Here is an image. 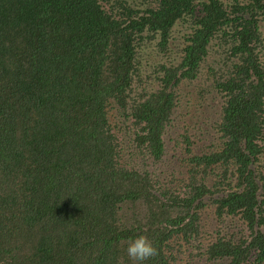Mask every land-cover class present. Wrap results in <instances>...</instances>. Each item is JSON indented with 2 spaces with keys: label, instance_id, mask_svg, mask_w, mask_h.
I'll list each match as a JSON object with an SVG mask.
<instances>
[{
  "label": "trees",
  "instance_id": "trees-1",
  "mask_svg": "<svg viewBox=\"0 0 264 264\" xmlns=\"http://www.w3.org/2000/svg\"><path fill=\"white\" fill-rule=\"evenodd\" d=\"M263 24L264 0H0V264H133L137 235L145 264H264Z\"/></svg>",
  "mask_w": 264,
  "mask_h": 264
},
{
  "label": "clouds",
  "instance_id": "clouds-1",
  "mask_svg": "<svg viewBox=\"0 0 264 264\" xmlns=\"http://www.w3.org/2000/svg\"><path fill=\"white\" fill-rule=\"evenodd\" d=\"M128 258L133 261V264H145L150 258L157 255V248L144 235L131 237L125 248Z\"/></svg>",
  "mask_w": 264,
  "mask_h": 264
},
{
  "label": "rangeland",
  "instance_id": "rangeland-1",
  "mask_svg": "<svg viewBox=\"0 0 264 264\" xmlns=\"http://www.w3.org/2000/svg\"><path fill=\"white\" fill-rule=\"evenodd\" d=\"M263 25H264V24H263ZM263 32H264V28H263ZM234 221L237 222V223H239V224L241 225V222H239L237 219L234 220ZM228 225H229V223H228ZM241 227H244V226H241ZM205 233H206V234L203 235L204 238H202V239H204V240H210V235H209L210 233H209V232L207 233V230H206Z\"/></svg>",
  "mask_w": 264,
  "mask_h": 264
}]
</instances>
